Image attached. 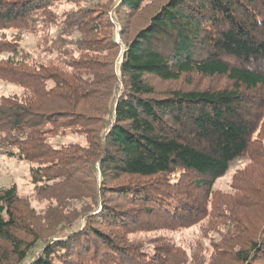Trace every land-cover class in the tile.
Masks as SVG:
<instances>
[{
  "label": "trees",
  "instance_id": "obj_1",
  "mask_svg": "<svg viewBox=\"0 0 264 264\" xmlns=\"http://www.w3.org/2000/svg\"><path fill=\"white\" fill-rule=\"evenodd\" d=\"M63 1L0 0V33L24 31L0 39V80L23 88L0 97V153L32 163L33 185L54 202L37 214L15 185L0 188V264H176L168 245L147 251L130 236L212 215L219 241L210 264H264V187L245 177L224 212L207 207L264 125V0L147 9V0H116L125 49L119 78L111 69L109 80L96 57L119 50L113 24L88 8L58 15ZM144 6L150 13L126 38L127 17ZM36 33L46 39L33 54L21 41ZM194 76L226 85L187 89ZM179 82L188 87L159 89ZM74 131L86 147L54 140ZM86 184L89 201L76 207Z\"/></svg>",
  "mask_w": 264,
  "mask_h": 264
},
{
  "label": "rangeland",
  "instance_id": "obj_2",
  "mask_svg": "<svg viewBox=\"0 0 264 264\" xmlns=\"http://www.w3.org/2000/svg\"><path fill=\"white\" fill-rule=\"evenodd\" d=\"M160 1L161 0H147L146 4L148 5L146 6V9L151 5L157 6ZM93 2H99L101 7H95L92 4ZM115 2L116 0H64L56 6L57 10L55 11L58 15H62L65 11H84L88 8L91 9V12H93L92 16H98L99 11H101L100 13H102L104 17L110 19V22L113 24V29L109 33L112 37L114 34V38L120 48L117 52L105 53L104 55L96 57L99 58L100 61L105 62V65L109 69V72L99 70V74L103 76L105 80H109L111 69L114 70V74L119 78V63L125 49L121 39V28L114 18L116 14L115 11L118 7ZM146 9L144 6V13L140 12L136 15L131 14L127 17L129 20V22H127L129 33L126 38H130V34L134 32L135 26H140L142 24L145 14L150 13L149 10ZM23 33L24 31H21L19 28L11 27L0 33V39L5 37L3 38L4 41L14 42V38L17 37L18 34ZM109 33L106 35L108 36ZM39 39L44 40L46 38L38 33L34 35L24 34L21 41V47L30 53L38 54L39 50L36 45ZM6 55L7 54L5 53L0 54V60L5 59L7 57ZM95 73L96 72H94V74ZM80 74L87 79L92 73L81 71ZM193 78L194 83L189 87L185 86L184 83L179 82L175 85H169L168 83L162 84L159 89L161 91L174 87H188L187 89H192L193 87L204 89L218 86L224 87L226 85L224 78L205 79L199 76H194ZM49 83V85H53L52 82ZM22 92L23 88L19 85L0 80V97L20 96L22 95ZM89 104L92 108L93 106L101 108L104 105V101L102 100V102L99 101L93 103V105L91 101ZM58 136L59 137H55L54 140L60 142L61 145H75L81 147L87 146L86 137L81 131L67 132L64 135ZM253 139L254 142L250 153L234 162L230 166L228 172L215 183L212 189L211 198L208 202V209H213L216 212L219 210L224 212L222 209L224 206L223 202L227 198L237 195L239 191L242 190V182L245 177L256 179L258 181V185H262V187H264V125L254 135ZM33 166L34 165L32 163L20 161L15 158H8L0 153V188L15 185L17 187L19 197L24 201L25 199L28 200L31 207L35 210V212H37V214H43L50 204H54V202L48 201L47 198L45 199L40 196L36 186L33 185L30 171ZM79 189L80 191H84L80 200L76 202V207H80L85 202H88L92 193L88 184H86L85 187H80ZM213 217H215V215L210 216V218L206 217L203 221L191 228L137 233L131 235L130 239L147 251H152L154 247L162 246L163 244L168 245V248L172 249L173 255L177 256L176 258L179 263L176 264H210L215 252V244L219 241L216 237L217 233L214 231V227H216L215 224L218 223V220L217 217Z\"/></svg>",
  "mask_w": 264,
  "mask_h": 264
}]
</instances>
